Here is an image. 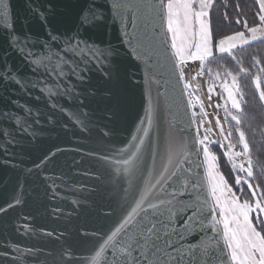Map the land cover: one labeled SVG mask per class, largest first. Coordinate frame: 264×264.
<instances>
[{
	"label": "snow or ice",
	"instance_id": "1",
	"mask_svg": "<svg viewBox=\"0 0 264 264\" xmlns=\"http://www.w3.org/2000/svg\"><path fill=\"white\" fill-rule=\"evenodd\" d=\"M254 3L251 26L238 15L235 23L243 30L222 34L212 26L215 0H25L22 16L14 14L11 0H0V169L15 180L8 191L9 178L0 176V214L27 203V185L35 177L44 198L59 201L53 215L63 214L62 189L83 190L89 196L73 199V211L87 204L107 221L78 229L89 246L77 253L63 232H38L28 222L32 218L23 216L17 233L54 238L60 247L4 239L0 264H264V165L257 174V142L255 132L248 137L252 125L245 124L247 100L239 81L241 74L251 75L264 106V60L253 56L252 67H244L236 55L253 42L264 43V0ZM224 18L230 19L227 13ZM127 55L144 65L148 91L135 132L118 140L122 86L134 76ZM225 56L235 71L226 63L210 66ZM189 61H199L197 74L207 72L221 90L216 94L223 103L216 107L223 108L228 131L217 117L219 142L209 138V129L200 135L205 121L197 124L195 118L207 113L189 83L179 100L169 95L167 79L160 91L158 70L167 69L179 84ZM197 105L200 112L189 115ZM52 132L66 143L75 139L72 151L81 158L66 167L87 163L82 174L97 181L91 189L77 187L63 169L49 168L65 152L58 143L43 148L31 168L21 167L19 157ZM216 145L223 149L220 156L212 151ZM221 156L230 164L229 175L235 173L232 183L220 170Z\"/></svg>",
	"mask_w": 264,
	"mask_h": 264
},
{
	"label": "water",
	"instance_id": "2",
	"mask_svg": "<svg viewBox=\"0 0 264 264\" xmlns=\"http://www.w3.org/2000/svg\"><path fill=\"white\" fill-rule=\"evenodd\" d=\"M11 6L14 14L22 16L25 12V0H11ZM118 35V33H114ZM113 39L114 43H118V40ZM122 51H127L122 49ZM127 67L134 73L133 82L122 86L121 93V110L122 115L119 122L116 124V138L118 140H127L131 134L135 132L136 126L139 119L144 115V109L146 106V92L148 91V85L145 82V68L144 65L134 60L130 55L124 57ZM158 78L161 80L160 91L164 92L166 85L164 81L169 80L167 88L169 89V95L175 96L179 100L180 90L185 83V80L181 81L179 84L176 82V77L169 74L167 69L158 70ZM175 89L173 92L172 89ZM152 95L156 96V85H152ZM187 93H185V102L187 100ZM167 105L165 103V98L161 97V108L166 109ZM189 115L193 109H189ZM186 124H182L181 127H186ZM196 125L194 124L191 129V133L195 134ZM42 143L38 146H30L29 154H22L19 159H22L24 163L21 165L25 171L32 167V161L35 160L43 148L51 146L53 143H58L61 148L65 149L63 154L59 155L56 165H49V168L57 167V171L63 169L64 172L68 173L71 177V182L78 181L77 187L81 184L86 188L91 189L96 183L95 177L84 176L82 174L84 168L88 167L87 163H84L80 169L66 167V165H71L73 159H80L81 156L77 155L72 149L76 146V141L73 138L71 143H66V138L59 137L56 132H52L50 135L45 134L41 137ZM2 143V140H0ZM85 146H92L90 141H82ZM4 159L0 155V160ZM0 176H5L9 178V188L11 190L12 184H14V173L6 172L0 169ZM35 177L31 178L27 185V203L21 207H17L15 210H9L7 215L0 214V243L4 239H8L11 242H16L22 246H31L33 244H42L47 249L53 251L60 247V244L55 242L54 238L43 237H33L29 239L27 236L17 233L14 229L17 225L24 223L22 220L23 216H30L32 219L28 221L31 223L39 232L40 229L47 231H55L56 233L63 232L68 237V242L71 243L77 253H84L89 246L88 244L82 243L78 236V229L85 225L87 227H100L102 224L107 223V221L98 220L95 217L94 212L85 204L84 207L78 208L73 211V205L71 201L73 199H82L83 197L89 196L88 191L82 190V195L80 193L73 194L72 192H64L62 189V195L65 200L61 204L63 209L62 215H53L52 209L56 206L59 201L47 200L44 198L43 186L39 181H35ZM4 203V197L0 195V205ZM51 264V262H50Z\"/></svg>",
	"mask_w": 264,
	"mask_h": 264
},
{
	"label": "trees",
	"instance_id": "3",
	"mask_svg": "<svg viewBox=\"0 0 264 264\" xmlns=\"http://www.w3.org/2000/svg\"><path fill=\"white\" fill-rule=\"evenodd\" d=\"M237 5L242 9V12L238 13ZM255 11L256 7L254 0H216L211 12L212 26L218 33L222 34H231L234 31L243 30L241 25L235 23V19L240 15L242 18L247 19L251 26L254 21L253 13ZM225 13H227V16L230 18L229 20H225ZM236 55L242 57L244 67H252L253 56L264 60V43L253 42L250 46H246L238 51ZM217 63H226L230 69L235 71V63L227 56L222 60L218 58L215 65ZM252 72H255V68H252ZM239 81L245 99L247 100V106L244 108L246 117L245 124L251 123L252 125V129L248 132V137L251 140L252 132H255L257 149H259L253 150L254 163L259 161V163H256L258 174L259 168L264 165V147H261V145L264 144V106L261 105L258 99V92L252 82L251 75L241 74ZM228 166L230 169V164H228Z\"/></svg>",
	"mask_w": 264,
	"mask_h": 264
},
{
	"label": "rangeland",
	"instance_id": "4",
	"mask_svg": "<svg viewBox=\"0 0 264 264\" xmlns=\"http://www.w3.org/2000/svg\"><path fill=\"white\" fill-rule=\"evenodd\" d=\"M216 1V0H215ZM214 70H216L215 62L210 65ZM182 70L184 72V80L189 83L191 87V91L194 97H199L200 102L203 103L204 112L207 113V116H196V122L199 124L201 120H204L205 123L202 127H200V135L203 136L205 133V129H209L208 136L213 141H221L222 137L220 134V129L217 126V117H219L221 125L224 126L225 133L228 131V125L224 121V111L223 108H217V104H222L220 96L216 93H219L221 90L218 85H213L212 79L208 76L207 72L204 75H198L197 73L200 71V62L199 61H189L186 65L182 66ZM213 85L214 91L211 95V100H209V86ZM264 87V86H262ZM193 111L199 113L200 108L199 105ZM239 150V149H237ZM212 151L220 156L223 149H220L218 145L212 146ZM237 162H240L238 159ZM218 164L220 166V170L225 174L226 178L229 179V182L232 183L234 181L235 173L231 176L229 175V166L228 161L221 156L218 160Z\"/></svg>",
	"mask_w": 264,
	"mask_h": 264
}]
</instances>
